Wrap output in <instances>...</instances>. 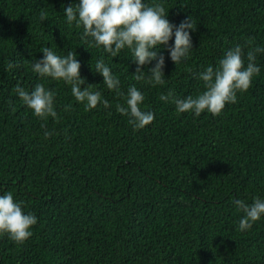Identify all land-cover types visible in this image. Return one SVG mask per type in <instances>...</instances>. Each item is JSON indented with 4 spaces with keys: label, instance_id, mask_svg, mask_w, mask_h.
<instances>
[{
    "label": "trees",
    "instance_id": "trees-1",
    "mask_svg": "<svg viewBox=\"0 0 264 264\" xmlns=\"http://www.w3.org/2000/svg\"><path fill=\"white\" fill-rule=\"evenodd\" d=\"M70 2L0 0V193L38 218L23 244L0 236V264H264V219L241 232L232 204L264 198V53L252 86L217 116L178 114L159 99L169 89L202 92L198 74L229 47L242 46L246 65L247 52L264 47V0H166L170 22L189 17L193 49L176 66L162 47L166 83L155 87L132 78L127 49L112 58L82 40L66 23ZM45 47L75 51L80 75L110 106L89 110L70 85L34 73ZM99 58L122 92L134 85L145 94L152 123L134 131L116 111L125 99L91 69ZM9 61L17 66L8 70ZM37 83L55 91L57 118L36 117L14 91Z\"/></svg>",
    "mask_w": 264,
    "mask_h": 264
},
{
    "label": "clouds",
    "instance_id": "clouds-1",
    "mask_svg": "<svg viewBox=\"0 0 264 264\" xmlns=\"http://www.w3.org/2000/svg\"><path fill=\"white\" fill-rule=\"evenodd\" d=\"M165 3L166 0H152L151 3L147 0H78L74 4L72 0L64 6L63 12L66 23H74L75 27L81 28V39L92 47L102 48L112 58L127 49L136 64L132 78L155 87L166 83L163 71L165 56L161 48H167L168 57L176 66L186 61L193 49L190 30L194 29L189 17L178 25L170 22ZM39 17L44 21L47 13L41 11ZM170 40L172 43L169 45ZM42 53L43 56L31 64L34 73L41 78H51L70 85L75 101L85 103L89 110L98 105L105 108L110 106L101 91H93L92 84L86 83L80 75L81 65L75 51L62 55L51 47H45ZM256 53H264V47L248 51L245 65L242 46L237 44L229 47L216 67L208 65L198 74L197 78L203 82L202 92H198L195 97L188 95L181 98L169 89L159 99L174 104L178 114L190 112L198 117L202 112H207L217 116L226 104H235L237 93L246 92L252 86L253 77L260 74L261 68L255 62ZM150 64L152 66L147 68L146 74L144 69ZM16 66L9 61L8 70ZM91 69L102 76V82L109 91L125 99L126 106L117 104L116 111L128 117V123L134 131L154 121L155 113L141 108L145 94L134 85L129 86L126 93L122 92L119 77L103 58L97 59L94 69ZM14 91L36 117L45 121L49 117L57 118L55 91L46 88L43 83H37L31 91L17 85ZM70 107L66 105L65 110ZM51 134L48 131L44 133L45 137ZM232 204L237 212L243 213L238 222L241 232L250 230L255 222L264 219V198L256 197L251 204L243 199H233ZM37 220L35 214L24 210L22 201L14 199L11 191L0 193V236L7 235L16 244H23L33 235L32 227Z\"/></svg>",
    "mask_w": 264,
    "mask_h": 264
}]
</instances>
